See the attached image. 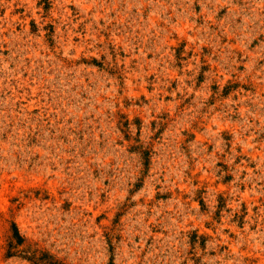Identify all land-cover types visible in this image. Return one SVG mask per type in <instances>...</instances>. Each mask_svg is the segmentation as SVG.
I'll return each mask as SVG.
<instances>
[{"label": "rangeland", "instance_id": "374dc122", "mask_svg": "<svg viewBox=\"0 0 264 264\" xmlns=\"http://www.w3.org/2000/svg\"><path fill=\"white\" fill-rule=\"evenodd\" d=\"M29 246L264 264V0H0V264Z\"/></svg>", "mask_w": 264, "mask_h": 264}, {"label": "trees", "instance_id": "16d2710c", "mask_svg": "<svg viewBox=\"0 0 264 264\" xmlns=\"http://www.w3.org/2000/svg\"><path fill=\"white\" fill-rule=\"evenodd\" d=\"M11 232L12 235L7 252V257L9 258L17 256L19 248L24 246L26 243V239L21 235L16 224H12ZM22 253H24V255L19 256L31 264H65L62 261L55 259L49 253L43 252L40 249H34L31 246L22 250Z\"/></svg>", "mask_w": 264, "mask_h": 264}]
</instances>
